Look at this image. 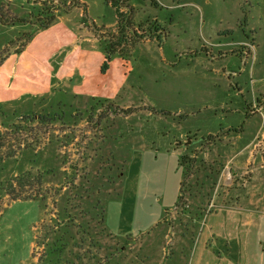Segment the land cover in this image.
I'll list each match as a JSON object with an SVG mask.
<instances>
[{
	"label": "rangeland",
	"instance_id": "rangeland-1",
	"mask_svg": "<svg viewBox=\"0 0 264 264\" xmlns=\"http://www.w3.org/2000/svg\"><path fill=\"white\" fill-rule=\"evenodd\" d=\"M82 1L85 22L104 46L123 41L132 70L110 102L0 109V154H14L0 162V264H248L225 206L256 200L249 178L264 177L247 151L234 156L264 128V0H124L131 26L119 29L101 28L117 21L106 0ZM4 2L32 22L44 5L51 15L68 5ZM32 29L0 24V59ZM233 156L240 175L228 185L219 175ZM23 175L38 200L7 194ZM262 222L249 264L264 260Z\"/></svg>",
	"mask_w": 264,
	"mask_h": 264
},
{
	"label": "crops",
	"instance_id": "crops-1",
	"mask_svg": "<svg viewBox=\"0 0 264 264\" xmlns=\"http://www.w3.org/2000/svg\"><path fill=\"white\" fill-rule=\"evenodd\" d=\"M83 16V10L78 14H73L72 11L60 14L49 27L36 28L35 35L22 52L12 53L3 62L0 66V104L4 109L16 107L27 112L42 99L55 105L67 103V98L110 102L119 97L128 80V72L132 70L128 66L129 56H114L108 69L103 72L102 65L106 56L104 45L87 22L83 21ZM92 21L96 22L95 19ZM117 22L118 18L115 23L105 27H114ZM262 109L259 106L255 112ZM246 151V164L250 173H253V166L264 172L263 127L234 156ZM234 156L231 164H226L219 175V179L228 185H234L240 175L235 166H232ZM246 171L243 172L245 176ZM256 178H249L255 186L252 193L257 195L256 200L225 206L235 212L231 214L232 233L245 235L244 242L240 236L238 240L249 251L248 264L254 249L258 252L254 242L263 237L264 189L257 191L256 183L261 181L264 184V177H259L258 181ZM249 180L246 179V182L250 183ZM263 252L264 250L261 254ZM262 259L263 256L261 261ZM257 263L259 264L258 259Z\"/></svg>",
	"mask_w": 264,
	"mask_h": 264
},
{
	"label": "trees",
	"instance_id": "trees-1",
	"mask_svg": "<svg viewBox=\"0 0 264 264\" xmlns=\"http://www.w3.org/2000/svg\"><path fill=\"white\" fill-rule=\"evenodd\" d=\"M29 3H31V0H28ZM8 6L7 9H5L6 5L5 2L0 4V24L4 25V26H17V25H24L27 24L28 27L33 28L29 33L26 34V40L24 42V44L18 48L15 49L13 51H7L4 56L1 57L0 59V66L3 64V62L12 54V53H20L22 52V50L27 46V44L30 42V40L33 38V36L35 35L36 32V28H47L49 27L51 24H53L55 22V20L57 19V17L62 14V13H68L72 10V8L74 6H83L84 8V16H83V21L85 22L86 19H89V16L87 15V8H86V3H81L80 0H64L65 4H68L67 7H65L64 5H62L64 7V10L61 12H58L56 14L52 15L50 14L51 11H49V9L46 8V6L44 5V9L43 11L47 10L46 13L42 12L41 14L44 15L43 20H40L42 17L38 16V21H42V23L39 22H32L31 19H29V17H24V16H20V14H16L14 13V11H12L11 9V4L10 2H7ZM62 3V4H64ZM106 3L111 4L112 7L115 8L116 13H117V18H118V22H117V29H119L121 27V25L123 23H125L126 27L131 26V21L129 18V15H126L123 13V3L124 0H106ZM59 7L55 8V11H59L58 10ZM12 13L14 15H12ZM32 16V15H31ZM34 16V15H33ZM47 18V19H46ZM101 28H108L105 26H102ZM110 29V28H108ZM97 35V33H96ZM100 39V41L102 42V37L97 35ZM120 38L115 39L114 35H112L110 41L107 43V45L104 46L105 49V61L102 65V71L105 72L108 67H109V63L112 60V58L116 55H120L121 57H126L127 55H125L120 47L123 46V41H119ZM99 101V100H96ZM259 102V100H258ZM64 104L66 103H59V104H55V105H51V108H56V107H62ZM2 105L0 104V109L2 110L3 114H6L5 111L2 109ZM26 119L29 120H33L36 117V112L31 113L30 115H24L23 116ZM41 118V117H40ZM44 117H42L40 120L42 121ZM6 142H8V138L3 137V135H0V149L3 148L6 145ZM14 154H12L11 152L7 153V156H3L0 154V162L2 160H4L5 158H10L13 157ZM25 175H23V177L21 176H16L15 178H12L11 180L8 181L7 185H6V190H7V194L12 198V200L16 201V200H38L37 194L33 195V194H28V195H24V192L28 191L29 189H26V184L27 182L30 180V176L29 177H24ZM40 181L42 178V174L38 175ZM103 222L106 224V210L104 209L103 211V217H102Z\"/></svg>",
	"mask_w": 264,
	"mask_h": 264
}]
</instances>
